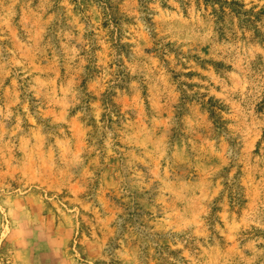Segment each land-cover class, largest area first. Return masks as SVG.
<instances>
[{
    "label": "rangeland",
    "instance_id": "obj_1",
    "mask_svg": "<svg viewBox=\"0 0 264 264\" xmlns=\"http://www.w3.org/2000/svg\"><path fill=\"white\" fill-rule=\"evenodd\" d=\"M244 4L0 0V264H264Z\"/></svg>",
    "mask_w": 264,
    "mask_h": 264
},
{
    "label": "trees",
    "instance_id": "obj_2",
    "mask_svg": "<svg viewBox=\"0 0 264 264\" xmlns=\"http://www.w3.org/2000/svg\"><path fill=\"white\" fill-rule=\"evenodd\" d=\"M196 1L202 2L206 8L210 6L211 8H213V10H243L245 7L244 4L245 0H196ZM214 7L217 8L214 9Z\"/></svg>",
    "mask_w": 264,
    "mask_h": 264
}]
</instances>
